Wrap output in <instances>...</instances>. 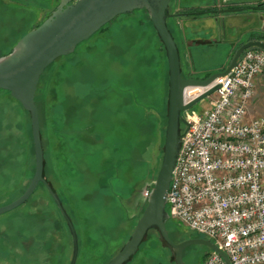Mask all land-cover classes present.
Segmentation results:
<instances>
[{
    "label": "rangeland",
    "instance_id": "rangeland-1",
    "mask_svg": "<svg viewBox=\"0 0 264 264\" xmlns=\"http://www.w3.org/2000/svg\"><path fill=\"white\" fill-rule=\"evenodd\" d=\"M59 2L0 0V57L10 53L22 35L42 23ZM244 20L247 23L251 19ZM168 25H173L170 17ZM180 30L189 36L211 33L202 23L190 28L180 24ZM230 32L227 28L221 35L219 29L217 34L212 33L215 40L189 45L175 31L183 76L204 78L227 67L226 39ZM168 94L166 49L145 9L119 14L44 71L36 101L45 177L74 224L78 237L76 264H106L133 232L147 203L144 192L152 188L161 167ZM209 101V96L199 100L183 116L204 112L210 107ZM247 112L249 118L264 116V71L255 79ZM185 128L181 124V130ZM119 134L120 147L112 150L107 139ZM72 139L74 145L66 147ZM103 140L106 144H99ZM93 150L98 154L96 160L90 157ZM104 158L128 164L122 175L125 180L140 172L131 194L122 191V179L121 184L116 182L117 190L124 194L122 199L115 195L107 199L97 191L104 181L99 166ZM133 164L139 165L135 168ZM34 172L30 113L8 91L0 90V206L19 197ZM166 225L176 243L208 238L171 217ZM142 243L133 264L141 260L147 264H176L172 248L166 246L157 229L149 230ZM147 247L153 251L150 257ZM211 251L200 243L188 245L184 262L200 264ZM72 255L70 227L43 183L25 203L0 214V264H70Z\"/></svg>",
    "mask_w": 264,
    "mask_h": 264
},
{
    "label": "built area",
    "instance_id": "built-area-1",
    "mask_svg": "<svg viewBox=\"0 0 264 264\" xmlns=\"http://www.w3.org/2000/svg\"><path fill=\"white\" fill-rule=\"evenodd\" d=\"M262 71L264 48L251 47L209 87L186 89L190 101L220 86L208 109L184 115L190 126L183 130L167 195L170 217L207 236L230 264H264V116L249 118L247 112ZM200 264L226 262L212 250Z\"/></svg>",
    "mask_w": 264,
    "mask_h": 264
},
{
    "label": "water",
    "instance_id": "water-1",
    "mask_svg": "<svg viewBox=\"0 0 264 264\" xmlns=\"http://www.w3.org/2000/svg\"><path fill=\"white\" fill-rule=\"evenodd\" d=\"M170 4L171 0H60L42 23L25 33L10 53L0 57V90L8 91L30 113L35 151V172L30 183L19 197L0 206V214L14 210L25 203L39 183H43L70 227L73 241L70 264H76L77 261L78 237L59 194L45 177V151L39 107L36 101L37 89L44 71L56 59L71 54L79 43L89 39L119 14L136 9H145L148 12L166 49L169 78L167 123L161 167L146 198V206L128 240L106 264L129 263L152 228H156L162 240L172 248L176 264H185L184 249L194 243L208 246L211 250L218 252L226 264H230L227 254L208 238H190L178 243L172 241L166 225L170 218L167 195L184 135L181 124H185L186 129L190 126L183 112L199 100L212 95L220 86L215 85L202 93L195 90L192 94H199L190 101H185L186 89L209 87L216 77L228 74L237 66L238 59L245 49L264 48V41L251 40L243 43L235 51L228 66L221 72L213 73L205 78L183 76L180 48L168 25V19L171 16ZM238 10L240 9L228 8L220 11L226 13Z\"/></svg>",
    "mask_w": 264,
    "mask_h": 264
},
{
    "label": "crops",
    "instance_id": "crops-1",
    "mask_svg": "<svg viewBox=\"0 0 264 264\" xmlns=\"http://www.w3.org/2000/svg\"><path fill=\"white\" fill-rule=\"evenodd\" d=\"M208 7L215 8L217 12L214 15H203L197 17L179 14L183 10ZM228 8H238L240 10L226 13H222L220 11ZM170 13V18L173 21V25L170 28L173 34H175V31L176 33H179V36L184 44L188 43L189 45H193L200 42H209L211 40H215L217 30L220 29V34L223 35L225 29H230V35L228 39H226L228 54L225 66H228L235 51L243 43L251 40L264 41V0H175L172 9L170 7ZM245 18L246 20H251H248L247 23H243ZM198 23H202L205 28H210V35L194 34L193 36H189L187 31H184V33L181 34L180 24H182L184 28H190ZM214 32L216 33L215 35L212 34ZM201 36H208L209 38L202 39ZM130 94L132 97L136 98L135 94ZM128 118L130 119V122L133 120L130 115H128ZM74 140L75 139H72L71 144H67L66 147L74 145ZM133 165L137 168V165L139 164ZM99 166H101L102 170L101 177L104 179L102 184H109L111 176L115 175L120 176L119 178L122 179L124 182L123 184H128V182L131 183L133 181L132 176H129L128 180L122 178L124 169H128V164H99ZM140 168L141 170L143 169L141 166ZM135 172L136 176L134 177H140V174H138L140 172Z\"/></svg>",
    "mask_w": 264,
    "mask_h": 264
},
{
    "label": "trees",
    "instance_id": "trees-1",
    "mask_svg": "<svg viewBox=\"0 0 264 264\" xmlns=\"http://www.w3.org/2000/svg\"><path fill=\"white\" fill-rule=\"evenodd\" d=\"M216 12L217 11H216L215 8L208 7V8H194V9L183 10L179 14H181V15H187V16H191V17H197V16H203V15H214ZM207 76H209V75H207ZM165 122L167 123V117H166V115H165ZM97 141H99V136L98 135L95 136V140H94L95 145H97L96 144ZM108 141H109V144L111 145L110 147L112 148V150L115 147L117 148L118 147V144L120 143V140L118 141V139H116V138L107 139V142ZM99 144H104L105 145L106 144V141L103 140V141L99 142ZM97 155H98L97 152L95 150H93V152L90 154V157L93 158L94 160H96V159H98V156ZM107 159L108 158H104V160H105L104 161V164H122V161L121 160L112 163V161H109ZM119 177L120 176H118V175L111 176V181H110L109 184H102L101 186H97V189H98L97 191L101 194L102 197H106L107 199H111L112 198L111 195H113V196L115 195L116 197H119L120 199H122L121 196H124V194H127L128 195V194H130L132 192V190H131L132 185H130V184H124V185H122L121 183H119L120 182V178ZM113 181H114V183H113ZM116 182H118L119 184H121V187H123V190L122 191H124V194L122 193V191H118L117 190V188H116V184L117 183ZM54 190H55V188H54ZM153 229L156 230V228H152L150 230H153ZM166 246L169 247L168 244H166ZM147 248H146L147 255H148V257H150V255H151L150 253H152L153 251L150 250L149 247H147ZM140 249H142V248H140Z\"/></svg>",
    "mask_w": 264,
    "mask_h": 264
},
{
    "label": "flooded vegetation",
    "instance_id": "flooded-vegetation-1",
    "mask_svg": "<svg viewBox=\"0 0 264 264\" xmlns=\"http://www.w3.org/2000/svg\"><path fill=\"white\" fill-rule=\"evenodd\" d=\"M103 94V96L102 97H104V92L102 93ZM167 114V113H166ZM133 120H131V122H132ZM147 135V134H146ZM121 136V134H119V136L116 138V139H119V137ZM119 141V140H118ZM121 143V142H120ZM119 143V144H120ZM132 144H134V142L132 141L131 142ZM120 147V145L118 146V148ZM124 166V165H123ZM127 169V168H126ZM126 169H124V172L125 171H127ZM130 175H128V177H129ZM132 178L133 179H135V181H132L131 183H129L128 182V184H130V185H132V188H131V190H132V192L134 191V189H135V187L138 185V183H139V181H136L137 180V177H134V176H132ZM131 192V193H132ZM130 193V194H131ZM129 238V237H128ZM128 238L126 239V241L128 240ZM125 241V242H126ZM139 250H140V247H139ZM139 250L137 251V253L134 255V257L132 258V260L129 262V263H127V264H133V262H134V260H135V258H136V256H137V254H138V252H139ZM146 257V255L144 256V258ZM140 264H147V262H145V261H143V263H142V260H141V262H140Z\"/></svg>",
    "mask_w": 264,
    "mask_h": 264
}]
</instances>
